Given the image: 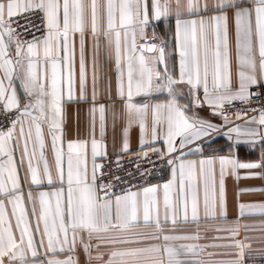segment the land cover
<instances>
[{"label":"snow or ice","instance_id":"obj_1","mask_svg":"<svg viewBox=\"0 0 264 264\" xmlns=\"http://www.w3.org/2000/svg\"><path fill=\"white\" fill-rule=\"evenodd\" d=\"M25 14L39 23L21 31L18 18ZM170 20L171 52L154 23ZM155 94L166 99L152 102ZM261 95L264 0H0V264H80L81 253L84 264L94 258L101 264H203L179 257L208 247L237 250L234 259L215 264L264 259V250L246 256L247 236L237 239L240 220L264 217V203L237 204L234 224L216 229L228 235L213 237L227 244L169 243L199 240L201 221L227 218L228 176L264 179V108L251 109V116L234 113L243 124H234L225 108ZM82 102L90 104L89 138L65 142L66 105ZM205 105L219 122L198 115ZM109 117L113 129L120 125L122 153L130 151L138 127L137 157L152 166L160 161L169 173L165 183L150 184L153 172L140 164L136 184L120 176L102 182L105 165L97 161L108 158ZM218 139L226 143L213 147ZM244 145L259 148L258 161L238 158ZM239 170L247 172L241 177ZM114 181L124 184L120 192ZM255 192L264 187L237 195ZM180 224H196L197 231L177 235ZM149 226L154 230L138 231ZM102 246L114 250L105 254Z\"/></svg>","mask_w":264,"mask_h":264},{"label":"crops","instance_id":"obj_2","mask_svg":"<svg viewBox=\"0 0 264 264\" xmlns=\"http://www.w3.org/2000/svg\"><path fill=\"white\" fill-rule=\"evenodd\" d=\"M156 24V35L160 38H165L168 41V50L171 52L174 41H173V31H174V20H170L167 25L163 22H154ZM171 29V31L169 30ZM165 32H167V36L165 37ZM147 38L149 40L152 39V30L149 28L147 30ZM156 42H159L158 40ZM175 57L172 60V63L175 65V68L178 72V55L176 53H172ZM91 43L89 42L88 49L86 51V63L88 70L89 83L87 88V93L91 95ZM171 59V58H170ZM77 82L75 92L76 95H79V62L77 55ZM107 74L111 78L112 81V90L115 92V83H116V72L115 68L112 64H109L107 68ZM101 95L103 96V83L101 84ZM166 99V94H155L152 98V102L163 101ZM103 102V101H102ZM185 100H181V103H185ZM90 107L88 103H69L66 105V113H65V142L67 140H75V139H88L89 138V117L87 109ZM198 115L207 119H211L215 122H219L220 118L213 116L211 114V109L205 105L203 108H199L196 110ZM234 124H243L244 120H234L230 119ZM96 137L99 139V127L97 126ZM104 141L107 148V153L113 156H119L124 154H133L140 151L139 146V135H138V127H134L130 134V151L127 153L121 152V136H120V125H117L115 129L112 127L111 118L109 117L107 134L104 137ZM226 143L225 139H218L216 144L213 147H219ZM158 147H164V145L158 144ZM238 158L244 162H256L260 158V150L257 148L255 151H252L248 148L247 145H244L238 150ZM102 160L98 159V163H101ZM259 172L260 170H254ZM247 170H239V175L243 177L246 174ZM169 178V173L166 169L165 173L156 181L151 184H163ZM264 187V179L254 178V179H239L237 180L234 176H228L226 178V188H227V218L220 219H210L207 222L201 221L198 226L200 239L199 240H178V241H170V244L174 245H193L198 244L201 246L204 245H223L227 244L228 241L224 239H216L213 240V237L220 236L225 237L228 235L226 231L217 232L216 229H227L237 220V204L238 203H264V193L255 192V193H242L239 196L237 195L238 189L244 188H262ZM203 214V213H201ZM264 224V217L259 214L249 215L240 220V235L237 239H243L245 236L248 237L247 243L251 246L250 248L245 249L246 256H258L261 250H264V230H262L261 225ZM244 225H249V230H245ZM168 227V226H166ZM177 235L184 234H193L197 231L196 224H180L177 226ZM154 228L152 226L149 227H141L138 231H146L151 232ZM109 235H116L114 233H110ZM124 245L115 246V250H122ZM114 250L113 246H102L99 251L107 254L108 252ZM237 250L231 247H208L205 251L201 252L198 256L192 254H181L179 259L181 260H190V261H203V264H215L217 261H228L235 258V252ZM211 253L212 255H209ZM96 256V250H93V257ZM125 260H130L131 258H124ZM80 264H84L85 257L83 253H81ZM119 260V258H118ZM91 264H101V262L97 259H93ZM141 264H144L141 261Z\"/></svg>","mask_w":264,"mask_h":264},{"label":"built area","instance_id":"obj_3","mask_svg":"<svg viewBox=\"0 0 264 264\" xmlns=\"http://www.w3.org/2000/svg\"><path fill=\"white\" fill-rule=\"evenodd\" d=\"M19 24L22 26L21 31H23V26H28L29 22H35L36 24L39 23V21L32 16H29L27 14L21 16L18 18ZM32 32L35 33V35L39 36L40 33L36 32L35 29H32ZM27 39H31L32 36L29 34L26 37ZM252 92H255L256 89L253 88L251 90ZM226 108V114L228 115L229 119L234 120H244L237 119L234 113L237 111L243 113H247L248 116L253 115L251 112V109L253 108H264V95L259 96V98L253 97L248 104H242L239 101H235L231 106L225 105ZM138 153V152H137ZM137 153L133 154H124L119 156H113L109 155L107 159H103L101 161L102 164L105 165L103 172L106 174L104 176V179L102 182H107L108 180L112 179L114 180V177L120 176L123 178L125 182L131 181L132 184H136L139 182L138 174L136 173V164L141 165V170H145L148 168H151V171L153 172L152 176L147 177L149 183L156 181L159 179L166 171V167L158 160H156V157H152V160H156L155 166H152L149 164L148 161L143 159H138ZM119 159V165H117L116 161ZM132 173V176H129L128 174ZM116 184V187L114 188V191L120 192L121 188L124 187V184H121L118 181H114ZM244 264H264V259H246L244 261Z\"/></svg>","mask_w":264,"mask_h":264}]
</instances>
